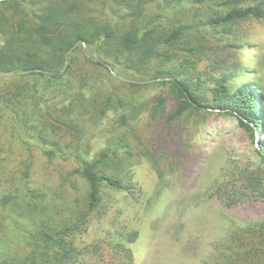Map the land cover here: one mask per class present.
Instances as JSON below:
<instances>
[{
    "label": "rangeland",
    "instance_id": "374dc122",
    "mask_svg": "<svg viewBox=\"0 0 264 264\" xmlns=\"http://www.w3.org/2000/svg\"><path fill=\"white\" fill-rule=\"evenodd\" d=\"M172 1L130 0L129 6L121 7L113 0H85L93 10H145L138 20L142 27H188V47H207L208 56L199 55L204 58L199 63L202 72L209 58H224L243 71L234 79L235 87L252 82L264 95V21L203 26L226 9ZM120 24V29L129 25L123 20ZM2 39L0 35V47ZM84 54H73L79 65L63 78L17 76L0 82V90L7 92L29 86L38 99L29 104L30 112L39 104L38 114L26 117L0 103V262L23 250L37 229L57 231L71 224L88 203L81 158L96 160L118 147L119 158L107 166V173L133 184V189L103 186L101 206L90 215L86 232L75 237L77 248L86 251L73 264H264V232L250 231H264V200L239 201L230 207L216 196L218 185L237 179L245 169L256 172L264 183V163L257 151L261 141L264 145V127L255 135L258 144L230 115L189 112L170 122L179 104L171 86L124 85ZM135 77L153 80L147 74ZM161 97L166 98V111L154 121L152 113ZM109 98L121 99L124 107L102 113ZM134 107L140 113L125 125L122 117L130 118ZM70 108L72 118L84 128L82 134L72 132L56 145L44 143L29 129L43 128L46 120L56 122ZM231 199L241 200L231 196L228 202ZM134 232L139 237L130 243ZM15 234L24 238L14 239ZM252 243L258 244V252H251ZM122 245L131 249V257Z\"/></svg>",
    "mask_w": 264,
    "mask_h": 264
},
{
    "label": "trees",
    "instance_id": "16d2710c",
    "mask_svg": "<svg viewBox=\"0 0 264 264\" xmlns=\"http://www.w3.org/2000/svg\"><path fill=\"white\" fill-rule=\"evenodd\" d=\"M119 6L130 5V0H113ZM179 5L182 0H176ZM194 4L218 5L223 9L220 14L210 17L203 26L228 27L249 20L264 21V0H191ZM175 2L172 1V3ZM185 2V1H184ZM107 3V2H106ZM105 3V5H106ZM92 3L85 0H5L0 2V35L3 45L0 47V71H24L42 69L50 72L63 70L68 52L78 43L85 42L89 50L86 53L83 44L74 52L84 51L85 59L94 66L110 71L108 65L126 78L136 79L135 75H149L154 79H171L162 82L171 86L179 99L177 108L169 115L174 122L189 112H207L236 117L240 125L250 132L256 143L255 135L264 127V95L262 88L255 87L252 82L234 86V79L243 75L241 66L230 63L224 58L211 61L204 72L199 69L201 53L208 56L205 45L191 46L184 42L188 27H180L168 31L159 30L154 25H139V19L145 10H93ZM126 7V6H125ZM128 21L125 29H120V21ZM99 56L101 62L95 60ZM200 55V56H199ZM179 61V62H177ZM177 62V63H176ZM79 65L74 55L64 75L50 76L32 73L23 76H38L60 79ZM0 78V82L3 81ZM121 82V81H120ZM212 82V87L207 85ZM132 87L143 85L129 84ZM38 101L29 86L17 87L15 91L0 90V103L5 110L18 111L26 117L35 115L39 104L35 103L34 112L28 109L29 104ZM121 100L109 98L104 103L102 113L124 107ZM129 105V104H126ZM166 111V98L161 97L155 105L152 119L158 121ZM138 108L131 110V117H122L127 125L129 120L137 119ZM38 114V113H37ZM43 128L30 125V130L44 143L52 142L60 145V141L83 133L84 128L78 120L72 118V108L68 109L56 122H44ZM50 135V136H49ZM55 139L54 141L52 140ZM264 139V138H262ZM264 145L260 142L257 149L264 163ZM120 148L106 150L99 159H82L81 174L89 186L87 208L79 211L72 218V223L53 231L37 229L24 244L23 250H15L7 254L0 264H72L85 254L75 245V237L87 230L90 215L102 204L103 186L131 191L133 184H125L122 179L107 173V166L118 160ZM133 193V192H132ZM226 195V196H225ZM216 196L234 207L239 201L264 200V183L254 171H239V177L231 182L218 185ZM240 196L241 200H229ZM224 197H228L225 199ZM12 199L6 203H10ZM233 201V202H232ZM253 233L263 230L250 228ZM14 239L24 238L15 234ZM256 235V234H255ZM27 237V236H26ZM72 237V240H70ZM138 232L130 235V243H135ZM258 244L252 243L250 250L259 251ZM126 253L131 249L120 246ZM262 252V248H261Z\"/></svg>",
    "mask_w": 264,
    "mask_h": 264
},
{
    "label": "water",
    "instance_id": "95a60500",
    "mask_svg": "<svg viewBox=\"0 0 264 264\" xmlns=\"http://www.w3.org/2000/svg\"><path fill=\"white\" fill-rule=\"evenodd\" d=\"M5 1V0H0V2ZM81 44H83L84 49L86 52H88L89 47L85 42H78L69 52L67 55V60L65 63V66L63 68L62 71L60 72H50V71H45L42 69H34V70H24V71H10V72H2L0 71V78H12V77H17V76H26V75H30L32 73H42V74H46V75H50V76H57V75H63L66 73V71L68 70V67L71 63V60L73 58V52L74 50L80 46ZM95 60L97 62H101L100 58L96 55ZM108 68L110 69V71L112 72L113 76L119 80H121L122 82L125 83H129V84H136V85H147V84H152V83H157V82H165V81H170L171 79H154V80H138V79H131V78H125L123 76H120L119 74H117L113 68L108 65Z\"/></svg>",
    "mask_w": 264,
    "mask_h": 264
}]
</instances>
